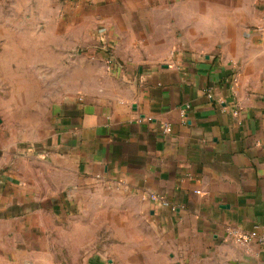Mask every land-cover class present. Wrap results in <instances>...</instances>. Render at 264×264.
<instances>
[{"label":"crops","instance_id":"crops-1","mask_svg":"<svg viewBox=\"0 0 264 264\" xmlns=\"http://www.w3.org/2000/svg\"><path fill=\"white\" fill-rule=\"evenodd\" d=\"M34 6L64 75L46 137L0 112V264H264V0Z\"/></svg>","mask_w":264,"mask_h":264},{"label":"rangeland","instance_id":"rangeland-1","mask_svg":"<svg viewBox=\"0 0 264 264\" xmlns=\"http://www.w3.org/2000/svg\"><path fill=\"white\" fill-rule=\"evenodd\" d=\"M6 1L9 6L0 7V112H3L8 129L19 131L17 138L31 143L38 138L33 134H36L34 129H41L42 138L48 135V113L51 110L47 103L50 92L48 81L55 75L57 80L63 78L64 74L57 71L50 75L45 70L32 69L33 64L40 63L41 69L48 65L51 57L45 53L49 51L48 45L52 41L47 36L33 41L26 30L24 36L18 34L14 21L24 22L32 16H40V9L34 6V0H24L19 2V6L16 0ZM20 43L28 47L22 49ZM34 45L39 52L36 56L32 55ZM29 48L30 54H27ZM24 51L26 55L22 54ZM20 63L23 71L18 70ZM24 132L27 134L21 136Z\"/></svg>","mask_w":264,"mask_h":264},{"label":"built area","instance_id":"built-area-1","mask_svg":"<svg viewBox=\"0 0 264 264\" xmlns=\"http://www.w3.org/2000/svg\"><path fill=\"white\" fill-rule=\"evenodd\" d=\"M115 65V59L114 57H112L111 55L107 57V66L112 67ZM233 84H236L237 82V78H236V74L232 76L231 79ZM208 92V96L212 97V88L207 90ZM169 129H167L168 131ZM154 198H157V196L154 195ZM243 241H245L246 243H256L258 245L264 246V234H258L256 232H252L251 234L247 235L246 238H242Z\"/></svg>","mask_w":264,"mask_h":264}]
</instances>
